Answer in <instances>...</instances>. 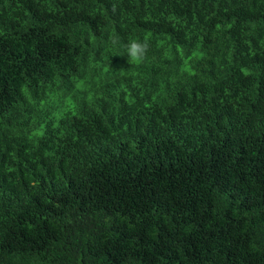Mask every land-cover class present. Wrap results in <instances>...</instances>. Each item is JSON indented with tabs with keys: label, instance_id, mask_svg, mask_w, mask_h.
Instances as JSON below:
<instances>
[{
	"label": "trees",
	"instance_id": "trees-1",
	"mask_svg": "<svg viewBox=\"0 0 264 264\" xmlns=\"http://www.w3.org/2000/svg\"><path fill=\"white\" fill-rule=\"evenodd\" d=\"M0 264H264V0H0Z\"/></svg>",
	"mask_w": 264,
	"mask_h": 264
},
{
	"label": "clouds",
	"instance_id": "clouds-1",
	"mask_svg": "<svg viewBox=\"0 0 264 264\" xmlns=\"http://www.w3.org/2000/svg\"><path fill=\"white\" fill-rule=\"evenodd\" d=\"M114 47L119 46V37L114 36L111 41ZM128 63L139 65L145 61L150 49V44L147 40L132 39L124 45Z\"/></svg>",
	"mask_w": 264,
	"mask_h": 264
}]
</instances>
